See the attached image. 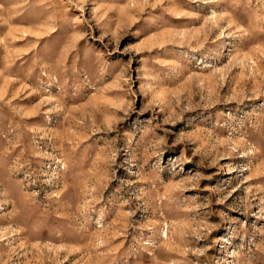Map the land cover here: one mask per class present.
Instances as JSON below:
<instances>
[{
  "label": "rangeland",
  "instance_id": "374dc122",
  "mask_svg": "<svg viewBox=\"0 0 264 264\" xmlns=\"http://www.w3.org/2000/svg\"><path fill=\"white\" fill-rule=\"evenodd\" d=\"M0 264H264V0H0Z\"/></svg>",
  "mask_w": 264,
  "mask_h": 264
}]
</instances>
